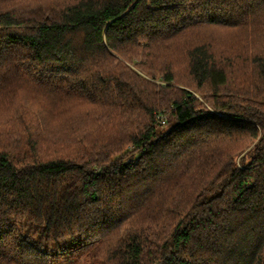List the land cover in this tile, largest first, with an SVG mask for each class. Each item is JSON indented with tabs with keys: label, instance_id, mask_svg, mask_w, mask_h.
Returning <instances> with one entry per match:
<instances>
[{
	"label": "trees",
	"instance_id": "16d2710c",
	"mask_svg": "<svg viewBox=\"0 0 264 264\" xmlns=\"http://www.w3.org/2000/svg\"><path fill=\"white\" fill-rule=\"evenodd\" d=\"M0 264H264V0H0Z\"/></svg>",
	"mask_w": 264,
	"mask_h": 264
},
{
	"label": "built area",
	"instance_id": "2783aa9c",
	"mask_svg": "<svg viewBox=\"0 0 264 264\" xmlns=\"http://www.w3.org/2000/svg\"><path fill=\"white\" fill-rule=\"evenodd\" d=\"M157 119H158V121L160 122L161 125H164L166 123V119H165L164 115L158 114L157 115Z\"/></svg>",
	"mask_w": 264,
	"mask_h": 264
},
{
	"label": "rangeland",
	"instance_id": "374dc122",
	"mask_svg": "<svg viewBox=\"0 0 264 264\" xmlns=\"http://www.w3.org/2000/svg\"><path fill=\"white\" fill-rule=\"evenodd\" d=\"M238 159H240V158H238Z\"/></svg>",
	"mask_w": 264,
	"mask_h": 264
}]
</instances>
